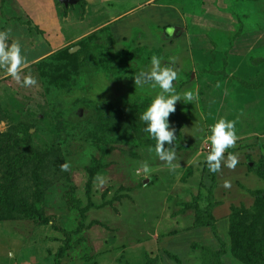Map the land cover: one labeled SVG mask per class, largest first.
I'll use <instances>...</instances> for the list:
<instances>
[{"label": "rangeland", "instance_id": "obj_1", "mask_svg": "<svg viewBox=\"0 0 264 264\" xmlns=\"http://www.w3.org/2000/svg\"><path fill=\"white\" fill-rule=\"evenodd\" d=\"M85 1L0 0V32L27 60L21 81H37L0 70V264H55L60 247V264H255L252 252L264 248V205L253 194L264 178L252 170L264 163V0ZM153 55L178 71V92L199 94L168 118L185 147L174 149V171L141 125L160 89L135 77ZM223 117L238 136L225 161L232 153L239 163L222 161L214 227H197L178 203L198 194L208 204L207 137Z\"/></svg>", "mask_w": 264, "mask_h": 264}, {"label": "clouds", "instance_id": "obj_2", "mask_svg": "<svg viewBox=\"0 0 264 264\" xmlns=\"http://www.w3.org/2000/svg\"><path fill=\"white\" fill-rule=\"evenodd\" d=\"M8 32H0V70L11 76L17 82L23 85H34L37 81L27 76L21 81V72L27 63L26 57L22 55L20 44L11 43L8 45ZM178 79V71L173 67L162 66L160 57L153 55L151 58V68L148 71H141L135 77V84L143 87L148 84L152 89L159 88V93L152 100L147 109L140 114V119L146 124L144 131L156 141L155 153L160 160L166 161L171 170H175L176 165L173 161L176 159L174 146L166 148L165 143L173 145L177 139L176 129L171 127L169 116L176 110V102H194L198 99V92L186 90L178 92L174 87L173 81ZM210 135L207 139L211 143V149L206 156V164L210 172L218 173L222 167V161H225L224 153L227 149L236 145L238 136L235 128V121L227 118H220L210 126ZM239 163L238 156L230 153L225 161L228 168L234 169ZM63 171L70 169L69 163L61 165ZM143 175L148 177L150 166L145 162L142 166ZM140 174V170H137ZM105 181L100 178V183ZM224 187L230 188L231 182L225 181Z\"/></svg>", "mask_w": 264, "mask_h": 264}, {"label": "trees", "instance_id": "obj_3", "mask_svg": "<svg viewBox=\"0 0 264 264\" xmlns=\"http://www.w3.org/2000/svg\"><path fill=\"white\" fill-rule=\"evenodd\" d=\"M181 77V76H180ZM181 88V87H180ZM149 100H153L154 97L152 96H148ZM149 100H147V102H149ZM138 110V109H136ZM131 113V110H129ZM139 111V110H138ZM173 120H176L174 118H171ZM143 122V121H142ZM142 127L146 126V124L143 122V124H141ZM171 127H174L173 125ZM176 129V128H175ZM179 129V128H178ZM176 134H178L177 136L181 137V134L178 132V130L176 129ZM156 144V142H150L149 145L150 147H154ZM167 147H172L174 146L175 150L178 151H182L185 149V147H182L181 145H178L176 141L173 142V145H169L166 144ZM18 160V159H17ZM254 168V167H253ZM258 176L264 178V163H260L257 168L252 169ZM192 174L189 173V175L185 176L184 179L187 181L188 177L192 176ZM216 183V175L213 173V182L212 185L207 188L208 190V197L207 199L208 204L206 206H202L201 204H199V200L198 197L199 195H193L191 200H181L178 204L180 206V210L179 211H185L187 209L193 210L194 212V225L195 226H213L214 227V221H213V206H215V203L217 202L214 199V195H213V191L216 187L215 185ZM253 194L260 199L261 201H263V205H264V190L263 191H254ZM217 205V203H216ZM1 206V204H0ZM1 211V209H0ZM65 249L66 247H60V249L58 250L57 254L55 255V264H60L61 261V257L62 254L64 255L65 253ZM264 249V248H263ZM262 249V251L260 252H252L253 257L255 259V264H262V258H264V250Z\"/></svg>", "mask_w": 264, "mask_h": 264}, {"label": "crops", "instance_id": "obj_4", "mask_svg": "<svg viewBox=\"0 0 264 264\" xmlns=\"http://www.w3.org/2000/svg\"><path fill=\"white\" fill-rule=\"evenodd\" d=\"M73 1H75V0H73ZM86 1H87V2H86ZM86 1H85V3H88V1H93V0H86ZM159 1H162V0H158V1H157V0H154V1H153V0H146L145 3L149 2V3H150V6H152V7H159V8H164V7H167V6H168V5H166L165 3H164V5H162L161 3H159ZM69 3H70V2H69ZM69 3H68V5H69ZM70 4H71V3H70ZM21 6H22V5H21ZM129 10H130V9H129ZM129 10L126 11L125 13H128ZM125 13H123V14H125ZM27 14L30 15V13L25 9V13H24L23 15L26 17ZM122 16H123L122 14H121V15H118V16L114 17V19H115V20H116V19L119 20V19L122 18ZM107 21H108V22H107ZM107 21H106V23L109 24V23H110V20H107ZM106 23H105V24H101V25H102V26H105V25H107ZM165 25H167L166 20H165V23H164V24H160V23H159V26H156V28H155V29H156V33H155V34L158 36V38H159L160 40H162L161 37H160V35L162 34V33H161V30H162V29H160L159 27H163V28H164ZM153 26H154V25H153ZM171 29L174 30L173 27H171ZM173 32H174V31H173ZM157 36H156V37H157ZM152 39H153V38H152ZM149 40H151V39H149ZM143 41L146 42L145 40H143ZM152 42H153V40H152ZM149 44H150L149 42H146L145 45H147V46L149 47ZM150 45H151V44H150ZM149 48H150V47H149ZM171 59H172V58H171ZM150 64H151V63H150ZM183 70H184V69H183ZM183 70H182V71H183ZM212 71H213V70H212ZM179 72H181V71H179ZM213 72H214V75H215V74H216L215 71H213ZM210 74H211V73H210ZM220 88H221V87H220ZM219 94H220V92H219L218 94H216L215 97H219ZM225 112L228 113L226 116H228V115L230 116V115L232 114V111H231V112H227V111H225ZM234 116H236V114H234ZM223 118H224V117H223ZM228 119H229V118H228ZM235 119H236V118H235ZM255 120H257V118H255ZM215 122H216V121H214L213 123H215Z\"/></svg>", "mask_w": 264, "mask_h": 264}, {"label": "water", "instance_id": "obj_5", "mask_svg": "<svg viewBox=\"0 0 264 264\" xmlns=\"http://www.w3.org/2000/svg\"><path fill=\"white\" fill-rule=\"evenodd\" d=\"M61 1H63L65 4H68L69 2H71V1H73V0H61ZM75 50H76V48H73V49H71L70 51L73 52V51H75Z\"/></svg>", "mask_w": 264, "mask_h": 264}]
</instances>
